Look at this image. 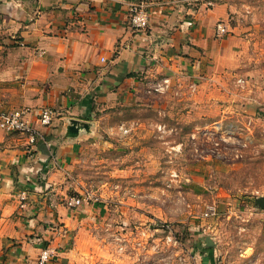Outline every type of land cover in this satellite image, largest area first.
I'll use <instances>...</instances> for the list:
<instances>
[{
  "label": "crops",
  "instance_id": "obj_1",
  "mask_svg": "<svg viewBox=\"0 0 264 264\" xmlns=\"http://www.w3.org/2000/svg\"><path fill=\"white\" fill-rule=\"evenodd\" d=\"M252 2L240 12L244 19L245 9L252 15V27L240 21L234 28L226 2L0 0V114L28 109L27 120L43 134L30 145L26 136L0 129L1 264H37L46 247L57 256L49 264L72 257L70 243L89 232L98 205L67 204L74 169L95 136L110 127V113L123 114L150 97L147 85L179 83L183 72L192 77L199 60L213 57L223 42L229 51L236 39L245 50L247 33L260 43L264 0ZM137 5L148 11L146 30L131 27L130 10ZM220 20L227 35H217ZM235 31L241 35L234 37ZM45 108L55 112L47 127L39 122ZM256 241L259 247L234 253L233 262L253 257L264 264V236Z\"/></svg>",
  "mask_w": 264,
  "mask_h": 264
},
{
  "label": "rangeland",
  "instance_id": "obj_2",
  "mask_svg": "<svg viewBox=\"0 0 264 264\" xmlns=\"http://www.w3.org/2000/svg\"><path fill=\"white\" fill-rule=\"evenodd\" d=\"M200 1L252 27L240 12L254 0ZM246 35L245 50L223 42L192 77L110 113L74 169L73 197L98 205L64 264H263L232 260L264 236V31Z\"/></svg>",
  "mask_w": 264,
  "mask_h": 264
},
{
  "label": "built area",
  "instance_id": "obj_3",
  "mask_svg": "<svg viewBox=\"0 0 264 264\" xmlns=\"http://www.w3.org/2000/svg\"><path fill=\"white\" fill-rule=\"evenodd\" d=\"M131 27L135 30H146L149 27L150 18L147 9L143 5L133 6L130 10ZM229 33L228 27L225 22H219L217 25L218 36L227 35ZM102 61H105L103 58ZM106 74L105 71H101ZM28 109H20L11 112L0 114V129L11 134H20L28 138L30 145H35L43 134L36 127H34L27 120ZM55 112L50 108H45L41 111L39 122L42 126H50L53 122ZM89 197V198H88ZM83 197H72L68 200V204L72 207H79L86 202L93 199L91 195ZM28 200V193L26 191L20 193L21 207H25ZM93 201V200H92ZM56 256L55 250L46 247L41 250V255L37 264H49Z\"/></svg>",
  "mask_w": 264,
  "mask_h": 264
}]
</instances>
